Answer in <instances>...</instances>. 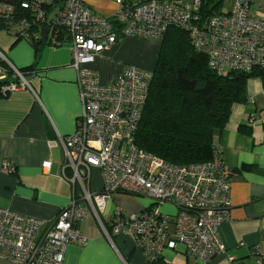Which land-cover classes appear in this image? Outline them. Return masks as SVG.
I'll return each mask as SVG.
<instances>
[{
  "label": "built area",
  "instance_id": "1",
  "mask_svg": "<svg viewBox=\"0 0 264 264\" xmlns=\"http://www.w3.org/2000/svg\"><path fill=\"white\" fill-rule=\"evenodd\" d=\"M109 1L117 8L102 15L84 0H0V20L9 32L31 43L47 27L46 41L69 46L81 103L74 132L48 142L64 150L63 169L70 175L63 177L72 185L69 203L49 221L0 206V256L16 264H63L68 244L87 241L79 224L90 212L99 220L113 202L112 194L121 192L148 197L154 205L168 203L178 211L167 215L149 206L127 213L114 205L110 226L103 227L110 241L131 238L148 264L163 249L178 245L188 257L206 264L224 251L217 230L229 213L231 179L219 147L213 146L208 161L181 165L139 148L134 133L151 70L125 64L103 83L87 65L122 36L160 39L175 27L187 33L218 75L264 69V17L253 15L247 0H232L229 8L210 13L202 12L205 0ZM0 82L2 95L31 89L1 51ZM42 166L47 169L50 161ZM94 168L100 171L101 187L91 192L88 183ZM251 254L255 264H264V241L254 244Z\"/></svg>",
  "mask_w": 264,
  "mask_h": 264
},
{
  "label": "crops",
  "instance_id": "2",
  "mask_svg": "<svg viewBox=\"0 0 264 264\" xmlns=\"http://www.w3.org/2000/svg\"><path fill=\"white\" fill-rule=\"evenodd\" d=\"M84 1L102 15L117 8L109 0ZM217 1L220 9L232 3L230 0L228 7H223V0ZM247 1L253 15L264 17V0ZM142 43L155 50L159 46L155 38L122 36L87 66L97 71L103 83L120 73L125 64L149 70L153 58L138 55ZM0 51L19 69L35 62L33 45L5 30H0ZM70 61L68 45L47 44L39 54L37 69L24 75L31 89L0 94V206L44 221L51 220L72 195V185L63 177V173L70 175L69 169H63L64 150L59 143L54 147L48 144L58 135L74 132L81 111ZM246 93L247 100L231 106L223 129L213 138L229 173L231 189L228 217L217 230L224 251L206 264H255L252 246L264 241V84L259 77L248 78ZM44 160L50 161L47 169L42 166ZM100 187V171L94 168L88 189L94 192ZM118 196L112 195L113 202L107 204L99 220L90 212L79 224L87 241L68 244L63 264H147L131 238L117 236L110 241L103 231L110 226L114 205L127 213L143 209L126 207L123 196ZM159 256L169 264H204L188 257L181 245L163 249ZM0 264L16 263L0 256Z\"/></svg>",
  "mask_w": 264,
  "mask_h": 264
},
{
  "label": "trees",
  "instance_id": "3",
  "mask_svg": "<svg viewBox=\"0 0 264 264\" xmlns=\"http://www.w3.org/2000/svg\"><path fill=\"white\" fill-rule=\"evenodd\" d=\"M219 2L205 0L202 12L220 9ZM8 29L7 23L0 20V30L19 38ZM31 44L35 62L19 69L23 76L28 70L37 69L39 54L50 43L39 35ZM151 72L134 142L139 148L175 165L210 160L214 135L223 129L231 106L247 100L248 78L259 77L264 84V69L230 72L226 76L216 74L208 67L206 55L190 43L187 33L175 27L168 28L161 37ZM125 260L128 262V258ZM149 264L169 263L159 256Z\"/></svg>",
  "mask_w": 264,
  "mask_h": 264
},
{
  "label": "rangeland",
  "instance_id": "4",
  "mask_svg": "<svg viewBox=\"0 0 264 264\" xmlns=\"http://www.w3.org/2000/svg\"><path fill=\"white\" fill-rule=\"evenodd\" d=\"M114 3V2H113ZM116 4V3H115ZM230 4V0H223L222 5L223 7H228V5ZM117 5V4H116ZM224 9V8H223ZM97 11V10H96ZM98 12V11H97ZM158 43L159 46H157V49L155 50L154 47L151 48V45H148L146 43H142V45H140L139 48V52L138 55L142 54L144 56H150L151 58H153V62L150 66V69L153 68L155 60H156V56L161 44V38L158 39ZM149 69V70H150ZM121 193H113L112 195L115 196H123L122 198L124 199V204L126 205V207H133V206H137L138 208H147L149 206L152 207H158L159 210L163 213V214H167V215H174L178 210L175 206H172L168 203H164L161 205H154V201H152L150 198L142 196V195H133V194H121ZM124 209V208H123Z\"/></svg>",
  "mask_w": 264,
  "mask_h": 264
},
{
  "label": "water",
  "instance_id": "5",
  "mask_svg": "<svg viewBox=\"0 0 264 264\" xmlns=\"http://www.w3.org/2000/svg\"><path fill=\"white\" fill-rule=\"evenodd\" d=\"M47 32H48V28L47 27H44L43 28V35H42V40H44V41L46 39Z\"/></svg>",
  "mask_w": 264,
  "mask_h": 264
}]
</instances>
